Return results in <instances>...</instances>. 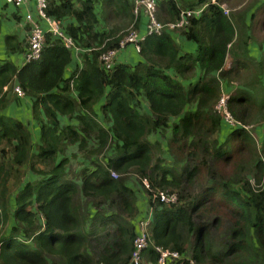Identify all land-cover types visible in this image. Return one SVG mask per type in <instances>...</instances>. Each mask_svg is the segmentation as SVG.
<instances>
[{"label":"trees","instance_id":"obj_1","mask_svg":"<svg viewBox=\"0 0 264 264\" xmlns=\"http://www.w3.org/2000/svg\"><path fill=\"white\" fill-rule=\"evenodd\" d=\"M182 1L181 7L173 2L161 3L158 20L164 24L176 21L180 10L188 5ZM77 2L81 3V10L76 8ZM98 3L103 11L112 6L103 0H49L47 16L61 23L69 17L77 21L76 26L62 28L78 47H100L92 51V58L84 55L83 69L73 78L65 79L64 74L74 51L51 34L46 36L39 61L19 69L12 61L0 60V111L7 104L4 89L17 83L34 100V115L41 123V145L33 155L27 127L0 115V264H131L138 234L134 227L116 224L111 234L107 231L110 224L105 220L101 225L105 235L101 233L99 238L95 235L94 240L88 238L82 231L87 218L74 208L78 190L73 183L63 180L69 161L57 162L65 152L66 142L74 144L82 136L72 127L61 128L59 116L74 117L78 108L93 115V105L105 96L107 88L110 92L103 112L113 120L112 136L110 140L109 131L99 129V151L110 149L113 160L108 161L109 169L99 166L94 173H81L82 195L99 200L95 202L98 207L108 204L134 219L137 215L134 196L125 183L134 171L152 188L178 194L177 204L171 207L157 204L153 210L150 235L155 246L181 255L189 251L196 264H264V139L258 145L248 131L233 130L215 111L225 81L238 86L228 100L234 119L256 125L258 132V125L264 124V37L263 40L257 37L258 33H264V6L251 16L247 29L255 36L250 37L240 34L242 24L236 22V15L226 16L221 8L233 3L234 10L243 1L198 0L191 9L201 7L203 12L192 19L191 27L184 32L187 40L198 44L195 55L180 57L171 34L164 33L141 43L140 54L145 63L135 68L117 66L107 73L98 68V59L102 53L119 48L125 33L116 36L133 21V5L129 0H119L114 14L121 18V24L111 27L109 33H100L95 31L99 18L110 24V17L99 15ZM249 6H245V12ZM125 20L130 21L124 24ZM5 41L10 53L23 52V43L18 38L8 36ZM251 42L261 47L260 58L250 53ZM228 55L232 64L225 70ZM171 69L185 81L195 78L197 70L204 76L186 92L182 84L166 73ZM217 72L219 76L213 77ZM143 95L150 103L151 116L139 114V99ZM195 102L197 111L183 115L186 107ZM182 115L179 123L171 127L170 149H177V155L189 160L183 175L173 172L168 181L171 171L159 170V159L156 167L152 166L158 146L148 143L146 138L152 131L169 128L170 119ZM87 118V113L78 116L85 124ZM89 126L92 131V125ZM223 126L231 132L227 141L222 144L215 141L211 146L209 139L220 134ZM85 147L81 142V149ZM8 153L9 159L5 158ZM25 165L42 176L41 181L26 183L15 196L13 209L8 186L12 180L21 181L20 169ZM38 166L42 170H37ZM112 171L118 174V179L112 177ZM203 171L207 172L211 186L193 199L191 189ZM218 208L222 218L232 224L229 244L222 252H217L212 234L213 228L219 230V225H223L221 219H215L209 226H196L194 221ZM145 258L149 264H158L159 256L152 248L144 252Z\"/></svg>","mask_w":264,"mask_h":264},{"label":"crops","instance_id":"obj_2","mask_svg":"<svg viewBox=\"0 0 264 264\" xmlns=\"http://www.w3.org/2000/svg\"><path fill=\"white\" fill-rule=\"evenodd\" d=\"M85 1V0H81ZM108 1V3H112V6H106L104 11L101 9V4L98 3L99 8V15H106L110 17V24L106 23L104 20L99 18V24L96 26L95 31L96 32H107L109 33V30L113 26H118L121 24V18L115 17L114 11L116 10V5L119 3V0H103ZM182 1V0H181ZM216 1V0H212ZM240 1V0H239ZM244 3L241 4L235 11L234 14L233 11L226 16H232L236 15V22H239L242 24L240 26V34L242 36L247 35L250 37L255 36L248 26H250V19L253 13H256L260 11V9L264 6V0H241ZM130 4H133V0H129ZM183 2V1H182ZM185 3L188 5L184 7V9H191V6H196L198 0H184ZM34 3H31L30 6H25L22 9H17L15 6L7 5L4 0H0V60H9L12 61L17 67L22 68L25 60V51L27 49V35L29 27L25 22V17L27 15L28 9L34 8ZM246 5H250V9L248 12L244 11V8ZM183 6V5H182ZM76 8L78 10L82 9L81 3H76ZM201 7L197 8L195 7V10H200ZM133 21L130 23V25L127 28H123L119 34L122 35L125 33L127 34V30L132 27L134 24L136 25V30L141 36H145L147 32V19L146 17L141 14V16L138 19H135V16L133 14ZM130 21V20H129ZM128 20L124 21V24H128ZM62 27H66L68 25L76 26L78 23L74 18L69 17V19L63 21ZM44 28H46V24H42ZM13 36L18 38L20 43H23V52L20 53H10L7 50L6 47V37ZM172 40L177 45V47L180 49V57L186 56V55H195L198 52V44L194 41H189L184 35V32H174L171 35ZM257 37H259L261 40H263L264 33L257 34ZM103 47V46H102ZM261 47L257 42H251L249 44V51L250 53L257 58H260L261 56ZM100 47H93L92 49L88 48H82V51L80 53L73 52V60L71 64L68 65V67L65 70L64 78L70 79L73 78L77 73L83 69V63H84V55L87 54L88 58H92V51L98 50ZM264 49V45H263ZM141 51L139 52L137 48L134 45L127 46L124 50L120 51L117 56L116 65L117 66H131L132 68H135L140 63H145V60L141 56ZM232 64V58L228 55L226 58L225 63V70H229L231 68ZM167 74H169L176 82L182 84L185 87L186 92L189 91V89L194 86L197 82L201 80V78L204 76L203 73L200 70H197V76L191 80H183L181 79L176 71L174 69L166 71ZM213 77H218L219 72L212 75ZM222 90L226 91L227 93H235L237 90V86L234 84H229L225 81L222 82ZM18 87V84L15 83V85L7 86L4 89L3 98L7 102V104L1 109L0 115L6 118H11L15 121L21 122L27 129L31 132V138H32V146H33V155H36L38 153V149L41 145V123L35 118L34 115V100L28 97L26 94L24 96H19L14 92V88ZM107 93L104 97L99 99L97 103H95L92 107L93 115L90 114L87 110L83 108H78L77 112L74 114V117H68V116H59V122L61 128H68L72 127L79 131V133L82 135L80 137V141H77L74 144H70L66 142V148L63 155H59L57 162L65 159L69 161V164L65 170V176L63 178L64 182L67 183H73L77 190L78 194L76 195L74 199V208H76L78 211H80L81 217H86L87 222L85 223L84 228L82 229L83 233L88 236V238L94 240L95 235L97 238L100 237L101 233L105 235L106 230L102 229V222H105L109 227L107 228L108 233H113L116 224H121V226H128L134 227V232L138 233L139 228V222L143 219L150 218V216H153L152 207H151V201L149 197V192L145 185L142 183V180L136 175L134 171H132L129 176L126 178V186L130 188L131 192L134 196V207L137 209V215L134 219H129L127 215H123L120 213L119 209L117 207H110L108 204H104L102 207H98L95 202H99V200H91L86 197H84L81 193V187H82V179H81V173L83 171H88L89 173H94L99 166L105 167L109 169V162L110 160H113V152H110V149L107 150L104 149L102 152L99 151V129H104L106 131H109L110 133V140L112 133L110 132V129L113 127V120L106 117L103 108L107 104V96L110 92V89L107 88ZM74 95V94H73ZM76 97V94H75ZM140 107L138 108L139 114L141 116H151V107L148 99L143 95L139 99ZM197 103H191L189 104L183 115L186 113H195L197 111ZM216 106V105H215ZM213 106V108L215 107ZM85 113L88 114L87 122L88 123H82L79 121L78 116L79 115H85ZM183 115L178 118L172 117L170 119L169 128L167 129H160L157 131H152L149 133V135L146 138V141L152 145L158 146L157 151V157L154 158L152 166L156 167L157 161L161 162L159 164V170H165V171H171V173L168 174L167 180L171 181V177L173 176V172L177 173L178 175L182 176L184 173V169L187 166L188 158L187 156H184L182 158L181 155H177V149H170V141H171V127L175 124H178L179 121L182 119ZM90 125H92L93 130L90 131ZM259 125V129H260ZM258 129V130H259ZM258 132L255 129V133ZM230 129L227 127H222L220 134H215L212 138L209 139L211 146H213V143L216 141L219 144L225 143L227 141L229 135H230ZM260 134V132H258ZM261 134H263V130H261ZM260 134V136H261ZM81 142L86 146L84 149H81ZM7 159L10 158L9 153L6 155ZM182 158V159H181ZM185 159V160H184ZM109 161V162H108ZM37 170H42L41 167H37ZM21 171V181L14 182L12 180L9 185L11 184L14 189L11 190V208L14 209L12 206L15 201V196L17 193L22 190L24 185L28 182H35V181H41L40 175L32 172L29 169V166H24L20 169ZM110 172V170H109ZM159 179H161V174H158ZM9 187V186H8ZM113 214V215H112ZM112 215V216H111ZM111 216V217H110ZM109 218V219H107ZM109 220H114L112 223L109 222ZM12 223L10 222L8 224V229H10ZM93 233V236L90 237V234ZM91 242V241H90ZM92 243V242H91ZM93 244V243H92ZM90 250H87L89 252Z\"/></svg>","mask_w":264,"mask_h":264},{"label":"built area","instance_id":"obj_3","mask_svg":"<svg viewBox=\"0 0 264 264\" xmlns=\"http://www.w3.org/2000/svg\"><path fill=\"white\" fill-rule=\"evenodd\" d=\"M7 5L15 6L17 9H22L25 6H30L34 3L33 9H28L25 17V22L29 27L27 35V49L25 52L24 64L39 61L42 57L44 46L46 43V36L51 34L53 37L60 39L69 50H73L76 53H80L82 49L78 47L74 40L66 35L62 28L61 21L50 18L47 16V9L49 6V0H4ZM173 2L178 7L180 6V0H133V14L135 19H138L143 14L147 19V32L145 36H141L134 24L127 30V34L120 42L118 49L109 50L102 53L98 59V68L102 71L110 73L117 67L116 61L120 51L124 50L127 46L134 45L137 50L141 51V43L145 39L152 36H161L164 33L172 34L174 32H185L191 27V21L195 17H199L203 9L190 10L181 9L179 18L167 24H164L158 20V12L161 3ZM215 3V1H213ZM226 15L229 14V10L225 5L221 6ZM46 24V28L42 26ZM82 70V69H81ZM80 70V71H81ZM79 71V72H80ZM14 92L19 96H24L25 93L20 87H16ZM230 94L223 90L222 97L218 101L215 111L222 117L224 123L233 130L242 129L248 131L253 138H255V127L245 125L242 122L236 121L231 115L228 108V100ZM114 179H118V174L111 173ZM149 192L151 201L152 212L157 204L171 207L178 203V194L176 191L163 190L160 188H152L147 180L142 181ZM152 223V215L150 218L143 219L139 222L138 234L133 243V251L131 255V264H145L144 252L149 249H154L158 254V264H172L176 261H180L183 264L185 261H189L190 264H196L191 258H185L184 255L176 251L164 249L162 247L155 246L151 241L150 227Z\"/></svg>","mask_w":264,"mask_h":264},{"label":"rangeland","instance_id":"obj_4","mask_svg":"<svg viewBox=\"0 0 264 264\" xmlns=\"http://www.w3.org/2000/svg\"><path fill=\"white\" fill-rule=\"evenodd\" d=\"M180 3H181V0H180ZM234 4L233 3H229V4H225V7L227 10H229V14L233 11L232 14L235 13L234 9L233 10V7ZM228 14V15H229ZM235 86H237L236 84H234ZM238 87V86H237ZM260 129H259V132L261 134V130H263V134H260L258 132L255 133V137H256V143L258 145L262 144L263 142V139H264V124H260ZM256 125H254L255 127ZM259 126V125H258ZM143 183V182H142ZM252 183L254 184V180H252ZM211 186V182L209 180V177H208V174L206 171H203V173L200 175V178L199 180L195 183L194 187L191 189V192L193 194V199H196L199 198L200 196L203 195V193ZM13 186L10 184L9 185V189L11 188V190L14 191V189L12 188ZM236 189H241V186H236ZM223 214L220 213V208L214 210V211H211L209 213H206L205 214V218H195V225L198 226V225H211L212 222L215 220V219H221V223L223 225H219L220 229L217 230V229H214L212 230V234H213V242H214V245L217 247V252H222L225 248H226V244L228 246L229 242H228V235H229V231L232 229V224L229 222V221H225L223 218ZM4 229V228H3ZM2 231L1 230V234H2ZM190 252L187 251V254L184 255L185 258H190ZM145 264H149V262L146 260L145 258Z\"/></svg>","mask_w":264,"mask_h":264},{"label":"clouds","instance_id":"obj_5","mask_svg":"<svg viewBox=\"0 0 264 264\" xmlns=\"http://www.w3.org/2000/svg\"><path fill=\"white\" fill-rule=\"evenodd\" d=\"M255 139V138H254Z\"/></svg>","mask_w":264,"mask_h":264}]
</instances>
